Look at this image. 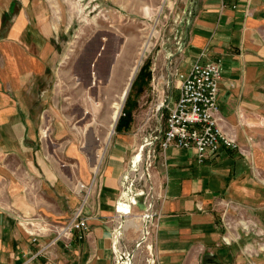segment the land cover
Segmentation results:
<instances>
[{"label": "crops", "instance_id": "0c3cea01", "mask_svg": "<svg viewBox=\"0 0 264 264\" xmlns=\"http://www.w3.org/2000/svg\"><path fill=\"white\" fill-rule=\"evenodd\" d=\"M197 1L183 72L196 62H220L215 117L239 149L222 148L202 164L193 150L160 152V168L152 173L157 264H200L218 236L212 209L249 192L264 171V0H225L223 7L221 0ZM47 2L0 0V264H113L130 138L117 135L93 179L89 153L68 131L42 135L50 125L44 111L58 62ZM85 196L86 238H72L69 247L60 241L37 255ZM33 219L47 228L36 241L29 235L34 228L24 224Z\"/></svg>", "mask_w": 264, "mask_h": 264}, {"label": "rangeland", "instance_id": "374dc122", "mask_svg": "<svg viewBox=\"0 0 264 264\" xmlns=\"http://www.w3.org/2000/svg\"><path fill=\"white\" fill-rule=\"evenodd\" d=\"M48 1L46 4L56 21L54 47L58 62L52 72L49 106L44 111V119L47 117L50 122L43 133L45 137L51 130L68 131V136L82 146L80 105L86 98L83 95L87 89L93 97L95 95L91 72L100 48L110 51L107 56L111 59L121 50L120 76L116 85L119 92L146 36L153 32L151 47L129 85L114 133L103 155L117 135L130 138L126 181L123 183L124 215L118 228L121 232L125 222L132 219L139 229L129 227L118 233L114 239L113 264H157L151 223L157 215L158 199L152 190L155 187L152 173L160 168V152H164L160 144L167 118V108L157 107L160 103L166 107L172 105L178 95L176 74L183 72L184 47L198 1ZM86 49L89 68L85 71V82L72 68ZM106 63L104 61L103 67ZM96 66L98 69L99 63ZM77 93L80 97H76ZM99 144L100 147L94 144V152L104 149L102 143ZM84 151L92 159L94 152ZM260 173L253 179L249 192H236V197H229V204L212 209L218 236L207 246L209 251L202 255L200 264L205 257H213L220 264H264V171ZM95 176L92 173L93 179ZM240 222H245L246 227ZM225 237L229 238L228 243L224 242ZM46 261L49 260L46 258Z\"/></svg>", "mask_w": 264, "mask_h": 264}, {"label": "built area", "instance_id": "2783aa9c", "mask_svg": "<svg viewBox=\"0 0 264 264\" xmlns=\"http://www.w3.org/2000/svg\"><path fill=\"white\" fill-rule=\"evenodd\" d=\"M224 1L221 0L222 7ZM231 7L236 9L237 3H233ZM176 77L178 91L176 100L168 107L163 106L162 103L157 107L158 109L167 108L161 149L166 151L174 147L193 150L199 164L209 160L222 148L237 151L239 148L236 141L222 131L215 117L218 109V82L221 78L220 62L215 61L204 65L198 62L193 63L186 72H178ZM86 199L87 196L83 198L71 220L54 230L52 240L46 247L41 248L37 255H41L48 247L55 246L60 241L69 247L72 238L75 237L78 241L86 238L90 232L86 219L83 217ZM157 219L156 215L151 223L153 234L157 230ZM35 220L24 222L26 226L34 228L29 231L33 241L44 236V233L47 232L44 225H32ZM123 231L122 228L121 232ZM121 232L118 230L115 238Z\"/></svg>", "mask_w": 264, "mask_h": 264}, {"label": "bare ground", "instance_id": "6f19581e", "mask_svg": "<svg viewBox=\"0 0 264 264\" xmlns=\"http://www.w3.org/2000/svg\"><path fill=\"white\" fill-rule=\"evenodd\" d=\"M152 35H153V32L146 36V39L144 43L142 44V47L138 54L139 56L137 60L135 61L134 66L131 68V71L128 74L127 80L123 88L120 89L119 92L116 89V85L118 84V79L120 76V64H121L120 61L122 57L121 50H119L117 54L116 53L113 54L112 59H111V57L107 56V54L111 52L106 50L105 47L103 48L101 47L99 53L97 54V57L99 58L94 60L95 65H94V70L91 72V77H92L91 85H94L95 87V95L93 97L90 90L87 89V92L83 95L86 98H83L81 96L83 99L81 101L82 104L80 105V111L82 112V117L80 119V122L82 123V136L84 139L83 141L84 144L82 147L85 148L83 149L81 147V150L82 149L83 151L87 150L88 152L92 150V152H94L96 146L100 147L99 143H102L104 147V149L103 148L100 149V152L98 153L94 152L92 154V159L88 158L90 159L89 164L91 165V171L94 175L97 174L98 172L99 164L102 160L105 146L108 145L109 140L114 133V128L119 118L120 112L122 110V107L125 101V96L129 89V85L133 77L135 76L139 65L141 64L145 53L148 52V50L151 47ZM96 46L97 44H95V47ZM86 51L87 52L84 51L82 53L78 62H76L72 68L73 72H75L77 75L82 76L85 82H86L85 71L87 70V62L89 60L88 49H86ZM108 58H110V61ZM104 61L105 63L106 61H108L106 63L107 66L105 67H103ZM98 63H99V68L97 69L96 65ZM77 96L80 97L78 93L76 94V97ZM92 98H95V99H92ZM136 223L132 219L131 220L129 219L125 223V229L129 227L138 228V225Z\"/></svg>", "mask_w": 264, "mask_h": 264}, {"label": "water", "instance_id": "95a60500", "mask_svg": "<svg viewBox=\"0 0 264 264\" xmlns=\"http://www.w3.org/2000/svg\"><path fill=\"white\" fill-rule=\"evenodd\" d=\"M98 54V53H97ZM89 61V60H88ZM88 63V62H87ZM89 68V65L88 67ZM128 92V91H127ZM203 264H220L216 259H214L213 257H205L203 259Z\"/></svg>", "mask_w": 264, "mask_h": 264}, {"label": "flooded vegetation", "instance_id": "af4514ba", "mask_svg": "<svg viewBox=\"0 0 264 264\" xmlns=\"http://www.w3.org/2000/svg\"><path fill=\"white\" fill-rule=\"evenodd\" d=\"M202 264H203V261H202Z\"/></svg>", "mask_w": 264, "mask_h": 264}]
</instances>
